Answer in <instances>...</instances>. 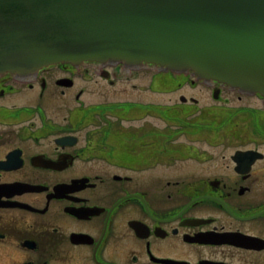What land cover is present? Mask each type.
<instances>
[{
  "label": "flooded vegetation",
  "instance_id": "1",
  "mask_svg": "<svg viewBox=\"0 0 264 264\" xmlns=\"http://www.w3.org/2000/svg\"><path fill=\"white\" fill-rule=\"evenodd\" d=\"M159 72L0 75V264H264V96Z\"/></svg>",
  "mask_w": 264,
  "mask_h": 264
},
{
  "label": "water",
  "instance_id": "2",
  "mask_svg": "<svg viewBox=\"0 0 264 264\" xmlns=\"http://www.w3.org/2000/svg\"><path fill=\"white\" fill-rule=\"evenodd\" d=\"M87 60L264 96V0H0V75Z\"/></svg>",
  "mask_w": 264,
  "mask_h": 264
},
{
  "label": "rangeland",
  "instance_id": "3",
  "mask_svg": "<svg viewBox=\"0 0 264 264\" xmlns=\"http://www.w3.org/2000/svg\"><path fill=\"white\" fill-rule=\"evenodd\" d=\"M165 72H163V73L159 72V74H158L159 81H160V87H162V85H164L162 83H164L165 81L170 79L172 76L177 78V79L182 78V77H186V76L195 78V75H193L191 72H188V73H173L171 71H168L166 73ZM151 75H153V74L149 70H143L140 73V76L143 77V82L145 81L144 76H151ZM176 82H177L176 79H174V80L170 79L169 87L173 86V84H175ZM176 87H177V85H174L173 88H171L168 91H160L159 95H158L159 102L165 103L170 99L176 100V99H178V95L180 93H184L187 97L188 96H195L198 98L200 97V98H202V101L204 99L205 102L206 101L209 102L208 99L211 100L210 94H208L209 91L203 85H198V86L193 87L191 84H189V82H184L181 89H177ZM132 97H133L132 95H128L127 98H132ZM191 107H192L191 105L185 106L186 109H190Z\"/></svg>",
  "mask_w": 264,
  "mask_h": 264
}]
</instances>
